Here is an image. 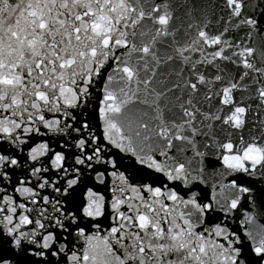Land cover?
I'll use <instances>...</instances> for the list:
<instances>
[{
    "label": "snow or ice",
    "instance_id": "snow-or-ice-1",
    "mask_svg": "<svg viewBox=\"0 0 264 264\" xmlns=\"http://www.w3.org/2000/svg\"><path fill=\"white\" fill-rule=\"evenodd\" d=\"M0 264H264V0H0Z\"/></svg>",
    "mask_w": 264,
    "mask_h": 264
},
{
    "label": "water",
    "instance_id": "water-1",
    "mask_svg": "<svg viewBox=\"0 0 264 264\" xmlns=\"http://www.w3.org/2000/svg\"><path fill=\"white\" fill-rule=\"evenodd\" d=\"M217 191L219 192V191H220V189H217ZM224 191L226 192L227 190L225 189Z\"/></svg>",
    "mask_w": 264,
    "mask_h": 264
}]
</instances>
